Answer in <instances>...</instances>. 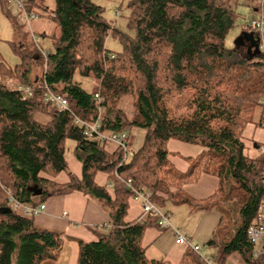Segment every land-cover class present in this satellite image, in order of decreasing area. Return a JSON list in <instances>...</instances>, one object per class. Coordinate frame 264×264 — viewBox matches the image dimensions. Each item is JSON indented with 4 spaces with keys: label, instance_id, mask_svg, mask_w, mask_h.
Wrapping results in <instances>:
<instances>
[{
    "label": "trees",
    "instance_id": "16d2710c",
    "mask_svg": "<svg viewBox=\"0 0 264 264\" xmlns=\"http://www.w3.org/2000/svg\"><path fill=\"white\" fill-rule=\"evenodd\" d=\"M54 1L50 18L57 33L44 34L51 50L12 40L19 62L8 66L0 55V208L9 207L8 193L35 206L76 190L100 202L111 223L97 239L78 241L77 264H172L145 255V229H161L155 218L125 219L131 191L124 181L130 178L159 207L170 202L216 209L219 222L205 242L217 249L214 261L224 264L237 253L245 264H264V252L254 256L246 237L264 198V153L250 157L243 143L248 123L264 128V53L245 36L232 48L225 45L242 0H127L130 33L110 24L91 0ZM257 1L251 9L264 17V0ZM25 4L28 13L44 7L42 0ZM0 8L12 23L8 7L0 2ZM108 35L118 39L119 51L105 47ZM75 73L92 76L96 87L86 91ZM18 86L30 87L31 95L23 99ZM44 87L64 96L67 109L44 101ZM124 97H131L130 115L120 106ZM98 112L101 132L145 129L142 144L127 159L119 147L110 152L96 136L83 135L74 122H93ZM67 139L74 141L80 177L68 170ZM170 139L201 147L184 158L186 171L169 160ZM61 172L68 175L65 183L53 180ZM97 172L113 180L112 192L95 181ZM203 173L217 177L218 187L211 197L195 200L183 186ZM62 242L60 232L18 210L0 212V264L53 262ZM177 264L204 263L187 247Z\"/></svg>",
    "mask_w": 264,
    "mask_h": 264
},
{
    "label": "crops",
    "instance_id": "0c3cea01",
    "mask_svg": "<svg viewBox=\"0 0 264 264\" xmlns=\"http://www.w3.org/2000/svg\"><path fill=\"white\" fill-rule=\"evenodd\" d=\"M7 4V6H9V4L12 5V3ZM15 8L18 11V8L16 6ZM250 32H252L251 28H244L241 31V36H244L246 33L249 34ZM171 141L172 140L170 139L167 142L169 160L178 170L186 171L188 168V163L184 158L186 156H196L201 150V147L197 144H189L183 141ZM243 143L245 145V154L250 157L257 156V144L264 143V128L254 123H248L243 129ZM170 146L172 149H170ZM105 148L110 152L114 151V148L112 147L108 149L107 146H105ZM66 159L69 172H72L77 177H80L81 164L75 158L73 151L69 153V155H67L66 153ZM53 180L58 183H65L68 181V175L66 172H61L60 174L55 176ZM95 181L100 185L106 186L108 190L112 192L113 180L109 178L106 173L97 172L95 175ZM217 187V177L203 173L199 176L197 181L184 184L183 191L195 200H205L211 197L216 192ZM43 203L46 205V209L38 215L32 217V219L38 226L56 230L60 232L63 237V242L58 251L57 259L47 264H77V255L79 249L78 241L82 240L88 242L97 239L98 233L106 232L111 224L108 212L100 202L95 199L89 198L82 192L76 190L49 196ZM167 203L170 202H166V204L164 205L166 210L165 212L168 214V216H171L172 210L169 206H167ZM196 213H199V216H197L195 219L198 220L197 226H200V229L196 227V230H188L187 220L189 217H191V215H194ZM182 214L185 218V221L182 223L178 222V225H176L174 222V224H172L174 227L181 230L184 235L189 238L190 242L192 244L194 242L195 245H199L200 240H204V242H206L210 238L220 218V214L216 209L191 210V208L189 207V209L183 210ZM142 218H147V216L142 213L140 204L132 197H129L127 215L125 219L133 220ZM103 228H107V230L103 231ZM165 232H169V234H165ZM169 235H172L176 242V238L170 230H161L156 226L147 227L142 237V245L144 247L145 255L148 253L150 254V256H153L151 259L162 258L168 261H170L169 258H171L172 260L177 261L176 263H173L171 261L170 262L172 264H177L182 256L183 251L187 247L184 246L181 248H175L173 246H170L165 249V238ZM193 238H195V240ZM206 246L212 248L214 252L217 253L216 248L208 245ZM151 247L154 249V251H150ZM160 250H165L168 254V257L163 258L154 255L155 253L159 254L158 252H160ZM233 254L227 257L224 264H234L231 262L234 259L232 258ZM238 257L240 258V260H235V264H245L239 255Z\"/></svg>",
    "mask_w": 264,
    "mask_h": 264
},
{
    "label": "rangeland",
    "instance_id": "374dc122",
    "mask_svg": "<svg viewBox=\"0 0 264 264\" xmlns=\"http://www.w3.org/2000/svg\"><path fill=\"white\" fill-rule=\"evenodd\" d=\"M42 1L44 7L37 8L36 17L27 21L23 16V12L19 10L17 11V9L13 4L12 5L9 4V6H7L4 0H0L1 3H4L8 7L13 19L11 23L9 18L6 17L0 9V55L6 65L12 67L19 62V58L12 52L9 44V42L12 40L21 41L26 46H30V47H33L35 45L34 43L39 44L43 52L45 53L51 50L50 40L44 34L49 36L54 32L57 33L56 25L50 18V12L54 8L55 1L54 0H42ZM91 1L102 6L103 16L110 24H113L117 28L125 30L130 33V31L126 29V21H127L126 16L128 14L127 0H91ZM243 1L245 0L240 1V3L235 6V10H236L235 24L228 31L225 37L226 47L229 48L234 47L237 40L241 36L242 29L250 28L251 20L253 18L258 19L260 16L259 11H252L251 9L252 5L258 3L257 0H246L245 3ZM105 47L111 51H119L121 49V44L119 43L117 38L108 35L105 40ZM75 80L79 81L81 87L86 91L93 90L97 85V81L92 76L82 77L79 76L78 73H75ZM1 81L4 82V79H1ZM5 82L9 87H14V82L12 80H5ZM120 106L123 108L126 114L130 115L132 112L131 97H124L121 100ZM37 117L40 116L37 115ZM125 132L129 134V138H130V143L128 146L129 151L132 152L137 150L142 144L145 134V129L137 126H126ZM171 140H172L171 142H181L177 139H171ZM65 143H66L65 147L67 149L66 153L67 155H69V153L72 152V149L74 147V142L72 139H67ZM105 146H107L108 149L110 147L112 148L115 147V145L110 142H105ZM170 149H172L171 146ZM167 206H169L172 210V212L170 210L171 216L168 217L169 222L171 224L174 222L176 225H178L177 224L178 222L182 223L185 221L182 212L183 210L189 209V206L187 204L175 205V204L167 203ZM160 209L163 212L166 211L165 207L164 208L160 207ZM197 216H199V213L191 215V217L188 218L187 220L188 230H196L197 229L196 227L200 229V226H197L198 220L195 219ZM106 230L107 228H103V231ZM180 232L184 234L181 230ZM165 234H169V232H165ZM193 239L195 240V238ZM165 244H166L165 249H167L170 246H173L175 248H181L185 246L184 244H180L182 245L180 246L178 243H176L172 235H169L165 238ZM198 246L200 248V250H198V254L200 256H204V257L206 256L211 260H214L216 253L212 248L206 246L204 240H200ZM152 250L154 251V249L151 247L150 251ZM158 253L159 254L155 253L154 255L163 258L168 257L167 256L168 254L166 253L165 250H160V252ZM146 257L151 259L153 256H150V254L147 253ZM232 258L234 259L231 262L234 264H235V260H240L237 254H233ZM169 260L173 263H176L177 261V260H172L171 258H169ZM47 263L49 262H45L43 264H47Z\"/></svg>",
    "mask_w": 264,
    "mask_h": 264
},
{
    "label": "built area",
    "instance_id": "2783aa9c",
    "mask_svg": "<svg viewBox=\"0 0 264 264\" xmlns=\"http://www.w3.org/2000/svg\"><path fill=\"white\" fill-rule=\"evenodd\" d=\"M9 3H13L17 8L22 9L25 19L29 21L36 17L35 13H28L25 11V0H7ZM250 26L254 31L257 40V47L258 50L264 53V17L260 14L258 19H252L250 22ZM45 54V53H44ZM44 101L49 102L56 106L57 108L64 110L67 109V100L64 96L57 94L51 91L48 87H44ZM18 89L21 91V97L24 99L27 96L31 95L30 87L25 86H18ZM95 97L99 100L97 94ZM98 116L93 122H85L79 117L74 118V122L80 125L83 129L82 134L85 136H96L98 139L105 142H110L114 144L116 147H119L122 152L123 160L127 159L130 155L129 151V137L126 132H111L105 133L99 130L100 127V112H98ZM258 152L264 153V145L258 148ZM125 186L131 191V197L136 200L140 206L141 211L144 215L150 216L156 219L157 225L161 229H168L170 230L176 238V242L178 244H184L185 246L191 248L193 251L198 253L199 246L192 244L189 238L182 234L180 230L174 227L169 222V216L166 212H163L159 206H157L151 199H150V192L145 189L136 188L132 185L130 178H127L124 181ZM8 205L11 209L18 210L22 214L28 217H34L39 213L43 212L46 209V205L44 203H40L38 205H30L27 203L18 202L13 196L8 193L7 197ZM246 237L252 243L254 247L253 254L254 256H258L262 252H264V198L262 203L259 206L258 212L252 223L248 226L246 230ZM201 261L204 264H222L218 263L210 258H206L200 256Z\"/></svg>",
    "mask_w": 264,
    "mask_h": 264
},
{
    "label": "water",
    "instance_id": "95a60500",
    "mask_svg": "<svg viewBox=\"0 0 264 264\" xmlns=\"http://www.w3.org/2000/svg\"><path fill=\"white\" fill-rule=\"evenodd\" d=\"M244 36L246 38H250L251 39L252 44L256 47L255 49L257 50L258 49V47H257V40L256 39H253V37H252L253 34L250 32L249 34L246 33ZM30 189L33 191L34 195H39L40 192H41V190L40 189H37L35 186L34 187H31ZM6 211H10V208L9 207L0 208V212H6Z\"/></svg>",
    "mask_w": 264,
    "mask_h": 264
}]
</instances>
